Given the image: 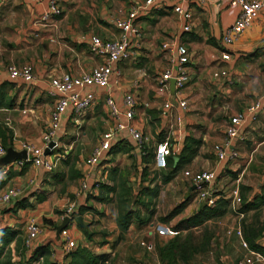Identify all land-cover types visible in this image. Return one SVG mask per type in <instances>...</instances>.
Segmentation results:
<instances>
[{
	"label": "crops",
	"instance_id": "crops-1",
	"mask_svg": "<svg viewBox=\"0 0 264 264\" xmlns=\"http://www.w3.org/2000/svg\"><path fill=\"white\" fill-rule=\"evenodd\" d=\"M56 1L62 15L54 27H43L34 25L33 21L46 12L48 0H0V92L10 105L0 107V145L5 149L10 147L18 152L22 143L34 147L41 145V136L56 98L48 89L49 80L61 74L79 76L99 66L103 58L89 52V38L117 39L119 34L113 26L115 19H124L132 8H141L142 5V0H111L107 5L104 4L107 0L103 4H87L82 0ZM203 1L202 4L196 1L177 3L191 16V31L188 33L181 31V17L174 14L165 2L143 10L144 14L133 21L140 34L138 47L132 48L134 60L112 65L107 87L93 91V105L78 117L66 109L65 117L59 124L56 131L59 147L67 153L64 158L70 160L66 167L59 163L47 171L43 166L26 164L18 169L14 167L17 160L0 166V191L11 187L19 192L17 199L0 208V229L7 227L19 234L23 232L21 235L25 237L23 227L28 220L36 223L37 220H45L41 233L24 247L27 259L35 247L42 246L50 252L48 262L70 263V257L61 251L63 239L55 231L59 224L55 212L59 213L63 205L70 202L75 203L76 209L79 206L90 209L76 215L88 236L78 228L76 219L65 227L68 240L75 245L71 252L78 248L86 249L100 257L99 264H161L158 248L163 243L157 241L158 237L150 228L151 220L159 216V211L156 207V211L152 212L149 206L155 198H160L162 188L163 194L166 192L171 199L183 197L186 191L179 175L181 169L183 172H211L213 179L209 186L212 188L229 177H236V183L244 177L250 189L249 197L255 196L257 188L264 186V98L261 97L264 91V56L255 57V51L264 46V11L231 45L224 46L220 37L232 25L239 10L222 0ZM109 8L114 14L106 12ZM93 12L96 13V20ZM28 36L30 40L25 41L24 37ZM163 44L165 49H161ZM177 45L187 49L189 63L186 71L188 77L195 79L181 91V98L186 104L183 109L177 107V98L170 94L169 87L166 90L156 85L161 73H175L173 59ZM222 53L227 54L226 61L220 59ZM24 64L32 66L33 80L28 83L11 80L7 67ZM218 72L224 73V76L214 77ZM200 80L209 82L211 87L202 88L198 83ZM205 90L215 92L211 94V109L204 105L201 91ZM150 92L158 104L146 102L145 97ZM126 94H131L134 99L131 124L142 134L146 150L154 148V135L157 133L161 134L159 140L167 135L174 155L179 153L186 137L200 141V145L191 162L174 173L167 183H161L157 177L141 175L140 182L136 181L139 191L152 189L156 196L142 195L143 206L130 203L132 207L129 208L136 211L138 219H132L122 233L115 223V195L101 193L106 200L97 202L94 199L99 191L91 188L79 193L78 188L83 180L92 187V182L97 179L100 170L109 166L106 162L111 158L119 160V165L141 164L142 149L136 150L134 143L125 135L124 141L131 145L128 153L103 154L95 167H87L83 163L100 136L114 127L116 120L109 118L105 98L109 97L122 113V98ZM193 100H197L199 105L196 106ZM164 102H169L172 107L167 122L159 116ZM253 106L254 110L249 111L248 108ZM153 108L159 121L156 130L146 114V110ZM235 115L242 117L238 126L241 140L231 145L236 157L219 163L212 154V146L222 143L227 121ZM121 117L118 121H122ZM42 160L52 163L54 154H45ZM114 166L112 169H115ZM68 168L75 178L68 177ZM136 169L139 170V166ZM103 184L111 186L114 179L110 182L106 176ZM188 190L191 192L190 187ZM135 195L136 191L132 190V201ZM19 200L23 201V208L15 206ZM183 200L178 198L175 206L167 208L168 212ZM197 208L191 198L189 202H184L180 213L172 219L178 217L176 222L185 219ZM187 210L191 213L181 216ZM167 213H162V216ZM106 223L107 227L104 226ZM235 228L228 227L227 230ZM144 244H150L151 249L147 250ZM212 244V249L198 257V264H230L235 259L248 256L247 250L241 247L240 240L233 234H221ZM257 244L264 247V238L257 240ZM252 264L264 262L254 261Z\"/></svg>",
	"mask_w": 264,
	"mask_h": 264
},
{
	"label": "built area",
	"instance_id": "built-area-1",
	"mask_svg": "<svg viewBox=\"0 0 264 264\" xmlns=\"http://www.w3.org/2000/svg\"><path fill=\"white\" fill-rule=\"evenodd\" d=\"M187 1H196L200 4L204 2L203 0H142L141 8H132L124 19H115L113 26L119 34L117 39L104 40L98 36H91L88 45L89 52L97 57L101 56L103 58L102 63L99 66L92 68L88 73L79 76L61 74L49 80L48 89L56 96V98L49 112L47 125L41 136V145L34 147L22 143L20 147L21 151L25 152V159L17 160L14 167L19 169L24 164H30L35 167L43 166L45 170L50 171L59 164L67 153L64 149L59 147V140L57 139L56 131L62 119L65 117L66 109H69V113L75 117L83 114L94 103L93 91L95 89L107 87L108 78L112 74V65L134 60L132 48L138 47L140 34L138 28L133 26V21L144 14L143 10L153 8L159 2H165L171 6V11L174 14L181 17L183 21L181 31L183 33H188L191 31V16L189 12L183 11L181 7L177 5L178 2ZM222 1H225L229 6L236 7L239 10L232 25L220 37L222 45L227 46L231 45L244 30L250 27L261 11H264V0ZM61 15L62 10L57 1L48 0L46 12L34 19L33 24L43 27H54ZM165 47V44L161 45V49H165ZM220 59L226 61L228 59L227 54L222 53ZM173 63L176 66L175 73L172 74L168 71L161 73L156 79V85L167 90L169 87V81L173 80V95L177 98V107L183 109L186 107V104L181 98V91L188 81L186 68L189 63V55L187 49L183 45L175 46ZM6 72L11 80H20L23 83H28L33 80V69L29 64H24L19 67L9 66L6 69ZM213 76L222 77L224 76V73L218 72ZM261 97L264 98V91L261 93ZM104 103L109 118L116 121L113 129L104 132L100 136L97 145L83 160L84 165L87 167H95L100 161L101 156L106 154L110 147L118 141L124 140V135L134 143L136 150H141L143 148L142 145L144 142L142 134L131 124L134 116V99L132 95L126 94L123 96L122 113L119 112L114 102L109 97L105 98ZM171 109L172 107L170 103L164 102L161 105L159 112L160 118L167 122L170 119ZM248 109L249 111H253L254 106L249 107ZM120 117L122 118V121H118ZM241 119V115L230 117L226 124L222 143L212 146V154L217 162L224 163L236 157V152L231 145L232 143L241 140V134L238 130ZM168 128H170L169 125ZM49 144H52V147L48 148ZM45 149H47V154H54V161L52 163H47L42 160ZM170 151L171 146L166 135L163 139L159 140L153 148L154 166L156 169L165 168V161L166 158L169 157ZM4 153L5 147L0 145V157H2ZM183 177L190 183L192 200L197 207L200 205L213 207L218 198L226 200L218 193L220 192L218 189L209 186L213 179V174L211 172H190L186 170L183 172ZM92 183L93 185L90 187L86 181H81L78 188L79 193L90 191L91 188L97 190V179ZM18 196L19 192L11 187L0 191V208L7 207L17 199ZM231 196L232 198L229 200L232 205L240 202L236 187L231 191ZM65 218L68 219L69 222L76 219L75 203L69 202L63 205L58 214V225H60ZM150 228L159 239H169L178 233L175 232L172 227L165 224H151ZM23 230L25 233L23 246L27 247L29 243L41 233L42 228L34 220L30 219L24 224ZM58 234L63 239L61 251L64 255H67L75 248V245L72 241L68 240L66 228L62 229ZM230 234H233L240 240L241 247L246 249L248 254L247 257L235 259L230 264H252L254 261L264 262V258L260 254L248 249L247 245L242 240V233L239 227L225 232V235L227 236ZM144 246L147 250L151 249L150 244H144ZM40 262L41 259H39L36 264H40Z\"/></svg>",
	"mask_w": 264,
	"mask_h": 264
},
{
	"label": "rangeland",
	"instance_id": "rangeland-1",
	"mask_svg": "<svg viewBox=\"0 0 264 264\" xmlns=\"http://www.w3.org/2000/svg\"><path fill=\"white\" fill-rule=\"evenodd\" d=\"M111 0H107L104 3V0H82V2L84 3H104V4H109ZM89 6V5H88ZM113 8V7H112ZM109 14H114V12L112 11L111 8L107 9V11ZM93 18L96 20V13L93 12L92 13ZM106 28H108L106 26ZM30 34H32L30 32ZM30 36H28V38H25L27 40L29 39ZM34 40V39H33ZM255 57H259V56H264V46L258 48L255 51ZM132 62V61H130ZM140 62V61H139ZM195 80V79H194ZM194 80H192V78L189 76L188 77V81L186 83V86L191 84ZM199 85L202 86V88L204 89H208L211 86H209V82L206 81H198ZM135 90V89H133ZM213 91V90H212ZM198 92V91H197ZM195 92V93H197ZM211 94H215V92H209L207 90L205 91H201V95L203 96V101H204V105L206 108H210V106L212 105V100L213 98L211 97ZM137 97V96H136ZM145 99L147 100L146 102L148 103H153L156 102L158 104V100L155 99L152 95L151 92L146 95ZM202 99V98H200ZM160 102V101H159ZM193 103L196 105H199L197 100H193ZM156 104V105H157ZM155 105V106H156ZM196 105V106H197ZM157 107V106H156ZM197 109V108H196ZM211 109V108H210ZM146 114L149 116V118L151 119V121L155 124V126L153 127V129L158 128V124L159 121L157 120L156 116H157V111L153 108L151 110H146ZM200 114V112H199ZM164 125V124H163ZM156 130V129H155ZM159 133H157L156 135H154V139H155V144L159 141L160 138ZM144 146V144L142 145V147ZM147 161L150 162L149 166L145 169V171L142 172V166L141 164H129V165H119L120 162L119 160H114V159H109V161H107L106 163L109 164V166L103 170H100L98 177H97V186L99 184H103L106 182V176L109 173V169H112V165H116L114 166V168L116 169V171H118L116 173V177L114 178V186L117 188V190H115V193H117L118 191H120V181L118 179L119 175L122 177L123 179V183H124V187L121 186V190H125V188H129L131 190L130 193H132L133 191H136V195L135 198L133 199V201L135 199H140L141 198L138 196V191H139V185H136V181L138 180L140 182V180L142 178L141 175H148L147 177L149 178H155L157 177L160 181V176L164 175L166 173L165 169H156L154 166V158H153V147H149L147 148ZM174 155V151H170V156ZM67 161H70L68 159L62 160L60 163L62 166H67ZM139 166V170L136 169V167ZM118 167V168H117ZM70 168H68L69 170ZM109 170V171H108ZM108 171V172H107ZM181 173L179 174L180 177L183 179V184H184V188H185V194L183 195V197H176L175 199H171L169 194H167L165 192V194H163V188L161 189V196L159 199L155 198L153 201V204L150 205L152 203H149V209L152 212H155V208H158V214L159 216H154L153 220L147 221L148 223H152V224H165L169 227H174L175 223H176V219H172L169 222L166 223H162L160 221H158L159 217H163L162 213L165 214V212L167 213L169 210H167V208H172L173 206L176 205V203L178 202V198L179 199H184L183 201L185 203L189 202L190 199L192 198V192H190L188 190V188L190 187V183L189 181L184 180L183 178V171L182 169L180 170ZM136 173H139L138 176H135ZM71 175V171H68V177ZM132 179V181H127V179ZM236 179V177H229L226 180H223L222 182H218L216 184V189H218L220 192H218L221 197L223 198H227V200H224L226 203V211L225 213L217 218V219H212L209 221L204 222L202 225L198 226V227H194L191 228L190 230L187 231H183L180 232L178 235V239H179V243H184V249H183V261L178 262V264H198V257L202 256L207 250L212 249L211 245L213 246L212 242H216L218 237L221 234H224L226 232V230L228 229V227H239V229L245 232V234L247 235H254L256 233H258V238L257 240L263 239L264 238V205L258 207L255 210H249V211H241L242 205L241 202L244 201H250V197H249V187L247 186V183L244 179V177L240 178L238 183L234 182ZM234 187L237 188V193L240 199V202L238 204H231L230 200L232 198L231 196V191L234 189ZM258 193H256V197L261 196L264 198V186L262 187H258L257 188ZM131 198L128 199V205L127 207H132L131 203ZM252 201V200H251ZM190 214L191 211L187 210V212H182V215L185 214ZM55 214H59L57 212H55ZM144 221V220H143ZM145 224H148V223ZM44 221L43 220H37V224L42 228V226H44ZM47 226H49V224H47ZM104 226L107 227V223L104 224ZM22 231V230H21ZM258 231V232H257ZM21 234H23V232H20ZM19 234L18 236V241L17 242H13L9 247L8 250H4L3 253L0 255V264H26L27 262V255L25 253V249L23 246V240H24V235ZM173 238V237H172ZM157 241L161 244V243H165L168 239H159L156 238ZM171 239V238H169ZM216 240V241H215ZM100 241L103 242V238H100ZM11 250H10V249ZM192 251V252H191ZM190 252V253H189Z\"/></svg>",
	"mask_w": 264,
	"mask_h": 264
},
{
	"label": "trees",
	"instance_id": "trees-1",
	"mask_svg": "<svg viewBox=\"0 0 264 264\" xmlns=\"http://www.w3.org/2000/svg\"><path fill=\"white\" fill-rule=\"evenodd\" d=\"M2 106H10L6 103L4 100V94L0 92V107ZM200 145V141L188 138L186 137L184 139L183 146L178 154L174 156H170L166 158L165 161V171L166 173L162 176H160L161 183L165 184L167 183L172 175L179 171L181 168H183L185 165L189 164L191 160L194 158L197 148ZM130 143L127 141H118L116 144H114L110 149L108 150V155H113L117 152L122 153H128L129 150H131ZM147 151L143 147L142 148V155L140 157V163L144 165L142 172L145 171L146 166L150 163L147 161ZM26 164L23 165L25 167ZM117 171L116 169H110L107 177L108 180L113 181V179L116 177ZM144 175V174H143ZM69 178H75V176L71 175ZM120 181V191L115 193L116 187L114 184H111V186L99 184L97 187V191L100 192L99 195L95 197L94 200L97 202H104L106 199L102 198L101 193H112L115 195V202H116V217H115V223L117 226V229L119 232L126 231L128 225L130 224L132 219H138V215L136 211L130 209L127 207L128 205V199H130V192L131 190L129 188H125V190H121V186L124 187L123 179L119 175L118 177ZM60 180H58L59 182ZM1 185V182H0ZM150 195V196H156V193L152 189H141L138 193V196L141 197L142 195ZM250 201H242L240 205H242L241 211H249V210H255L260 206L264 205V198L261 196H252L250 197ZM252 200V201H251ZM132 204H136L139 206H143V203L140 199H135L134 201H131ZM15 206L17 208H23L24 203L23 201L19 200L15 203ZM184 206V201L180 204H178L176 207H174L170 212H168L164 217L159 218V221L162 223H166L172 218H174L176 215L180 213ZM226 203L223 201L222 198H218L213 207H207L205 205H200L197 210L192 213L189 217L185 219H181L177 221L172 227V229L175 232H178L177 235H175L173 238L168 239L165 243H163L158 248V257L161 264H178V262L183 261V249H184V243H179L178 235L180 232L190 230L191 228L198 227L202 225L204 222L217 219L221 217L225 211H226ZM90 210L89 208L84 207H78L76 209V215H80L83 211ZM45 222V220H43ZM82 233L85 236H88L85 232V227H78ZM258 232V231H257ZM242 233V240L247 245L248 249L250 251H253L255 253L260 254L264 258V247H261L257 244V238L258 233L252 235L245 234L244 231ZM19 233L16 230L9 229L7 227L0 229V255L3 253L4 250H8V246L18 241ZM192 252V251H191ZM190 253V252H189ZM50 252L47 248H44L42 246H37L33 250L32 254L28 257L26 264L32 263V262H38L39 259H41L40 264H52L47 261V258L49 256ZM68 257H70V263L69 264H99L100 257L92 255L89 253L86 249L78 248L73 252H70L67 254Z\"/></svg>",
	"mask_w": 264,
	"mask_h": 264
},
{
	"label": "water",
	"instance_id": "water-1",
	"mask_svg": "<svg viewBox=\"0 0 264 264\" xmlns=\"http://www.w3.org/2000/svg\"><path fill=\"white\" fill-rule=\"evenodd\" d=\"M169 92L171 95L174 93V88H173V80L169 81ZM52 147V144L48 145V148ZM44 155L47 154V149L44 150ZM25 159V152L24 151H13L10 147L5 149V153L2 157H0V166L6 165L12 161L16 160H24ZM76 221L80 227H83L81 224L80 218H76ZM69 223L68 219H63L62 223L58 225L55 228L56 234H58L62 229H64L67 224Z\"/></svg>",
	"mask_w": 264,
	"mask_h": 264
}]
</instances>
